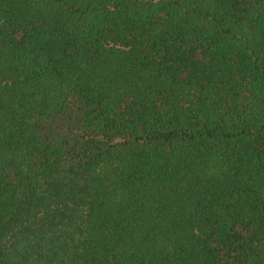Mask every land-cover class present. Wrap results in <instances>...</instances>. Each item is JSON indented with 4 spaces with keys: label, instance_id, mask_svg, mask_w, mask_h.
<instances>
[{
    "label": "trees",
    "instance_id": "trees-1",
    "mask_svg": "<svg viewBox=\"0 0 264 264\" xmlns=\"http://www.w3.org/2000/svg\"><path fill=\"white\" fill-rule=\"evenodd\" d=\"M0 264H264V0H0Z\"/></svg>",
    "mask_w": 264,
    "mask_h": 264
}]
</instances>
